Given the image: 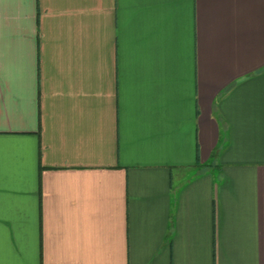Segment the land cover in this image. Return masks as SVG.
<instances>
[{
	"label": "crops",
	"instance_id": "obj_1",
	"mask_svg": "<svg viewBox=\"0 0 264 264\" xmlns=\"http://www.w3.org/2000/svg\"><path fill=\"white\" fill-rule=\"evenodd\" d=\"M0 264H264V0H0Z\"/></svg>",
	"mask_w": 264,
	"mask_h": 264
}]
</instances>
